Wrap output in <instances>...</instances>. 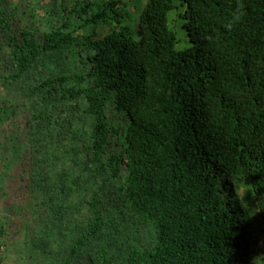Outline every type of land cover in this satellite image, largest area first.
<instances>
[{"label":"trees","instance_id":"16d2710c","mask_svg":"<svg viewBox=\"0 0 264 264\" xmlns=\"http://www.w3.org/2000/svg\"><path fill=\"white\" fill-rule=\"evenodd\" d=\"M52 2L0 0L4 263L264 264V0Z\"/></svg>","mask_w":264,"mask_h":264},{"label":"rangeland","instance_id":"374dc122","mask_svg":"<svg viewBox=\"0 0 264 264\" xmlns=\"http://www.w3.org/2000/svg\"><path fill=\"white\" fill-rule=\"evenodd\" d=\"M62 1V4L64 6L72 7L73 4L76 2H79L80 0H60ZM94 2L104 5L105 2L108 0H93ZM146 0H120L121 3H119L118 6L122 7L129 13V16L131 20L127 23L131 24L132 26H136V21L137 17L139 16ZM9 2L12 5H15L17 10L20 13L24 12H29L31 9L35 8L36 12H43L47 6L53 5L54 2L52 0H9ZM49 2V3H48ZM72 20L75 22L77 19L76 15H72ZM182 21L179 22L178 26L175 27V30L178 33V42H177V48L183 49L186 47H189L193 44L192 40L189 37L188 32L186 31L185 28L181 26ZM115 24L112 22L110 23H105L103 21H100V23H97L96 26L90 25L87 27L90 29H94L98 32L100 35H105L109 33ZM37 26L42 27V28H47V26H50L48 17L44 16L43 14L39 15L37 19ZM72 28V27H71ZM0 97H3L0 95ZM9 190V189H8ZM5 210L3 209V205L0 202V216L4 217L5 216ZM28 251V248H26ZM15 253H11V255H8L7 257L10 259V262H16V264H19V259L18 257H13ZM264 263V262H263Z\"/></svg>","mask_w":264,"mask_h":264},{"label":"built area","instance_id":"2783aa9c","mask_svg":"<svg viewBox=\"0 0 264 264\" xmlns=\"http://www.w3.org/2000/svg\"><path fill=\"white\" fill-rule=\"evenodd\" d=\"M2 252H3V248L0 246V264H5L3 259H1L2 255H3Z\"/></svg>","mask_w":264,"mask_h":264},{"label":"clouds","instance_id":"9594fccd","mask_svg":"<svg viewBox=\"0 0 264 264\" xmlns=\"http://www.w3.org/2000/svg\"><path fill=\"white\" fill-rule=\"evenodd\" d=\"M108 1H109V0H108ZM239 19H240V17H239V16L235 17V20H237V21H238ZM231 26H232V25L230 24V25H229V28H231Z\"/></svg>","mask_w":264,"mask_h":264}]
</instances>
